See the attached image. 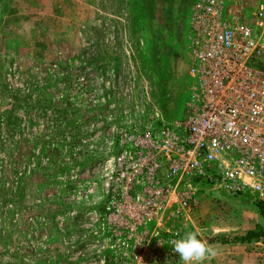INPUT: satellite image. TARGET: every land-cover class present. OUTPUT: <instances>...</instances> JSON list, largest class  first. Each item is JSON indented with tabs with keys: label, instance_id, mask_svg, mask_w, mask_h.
<instances>
[{
	"label": "rangeland",
	"instance_id": "374dc122",
	"mask_svg": "<svg viewBox=\"0 0 264 264\" xmlns=\"http://www.w3.org/2000/svg\"><path fill=\"white\" fill-rule=\"evenodd\" d=\"M198 2L0 0V264H137L101 227L106 168L156 114L181 118ZM208 188L182 231L214 247L204 264H264L238 240L264 229L255 206Z\"/></svg>",
	"mask_w": 264,
	"mask_h": 264
},
{
	"label": "built area",
	"instance_id": "2783aa9c",
	"mask_svg": "<svg viewBox=\"0 0 264 264\" xmlns=\"http://www.w3.org/2000/svg\"><path fill=\"white\" fill-rule=\"evenodd\" d=\"M189 42L181 118L156 114L106 168L101 227L122 255L135 244L137 264H178L171 241L202 229L208 187L264 202V0H199Z\"/></svg>",
	"mask_w": 264,
	"mask_h": 264
},
{
	"label": "clouds",
	"instance_id": "9594fccd",
	"mask_svg": "<svg viewBox=\"0 0 264 264\" xmlns=\"http://www.w3.org/2000/svg\"><path fill=\"white\" fill-rule=\"evenodd\" d=\"M171 244L183 264H204L216 255L214 247L198 238L195 231L186 232L181 238L172 240Z\"/></svg>",
	"mask_w": 264,
	"mask_h": 264
},
{
	"label": "trees",
	"instance_id": "16d2710c",
	"mask_svg": "<svg viewBox=\"0 0 264 264\" xmlns=\"http://www.w3.org/2000/svg\"><path fill=\"white\" fill-rule=\"evenodd\" d=\"M242 197L249 199L251 201V203L257 209L258 214L264 220V202L252 199L251 197H248L247 195H244ZM253 239H261L264 242V229L262 227H259L256 231L250 230L246 232V234L243 237H240L238 240L241 243H249Z\"/></svg>",
	"mask_w": 264,
	"mask_h": 264
}]
</instances>
